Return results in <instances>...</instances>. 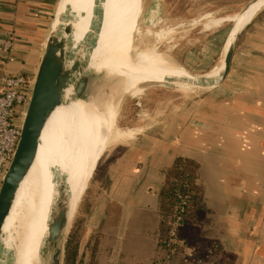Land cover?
Masks as SVG:
<instances>
[{
	"label": "crops",
	"instance_id": "0c3cea01",
	"mask_svg": "<svg viewBox=\"0 0 264 264\" xmlns=\"http://www.w3.org/2000/svg\"><path fill=\"white\" fill-rule=\"evenodd\" d=\"M58 3L0 0L2 30L15 36L14 61L0 57V77L25 74L35 81ZM254 18L240 33L222 84L140 133L129 131V143L97 164L93 174L102 197L87 196L91 210L76 222L84 229L77 262L89 257L103 233V264L150 263L166 172L183 158L198 164L204 189L206 213L196 236L223 248L213 264H264V10Z\"/></svg>",
	"mask_w": 264,
	"mask_h": 264
},
{
	"label": "bare ground",
	"instance_id": "6f19581e",
	"mask_svg": "<svg viewBox=\"0 0 264 264\" xmlns=\"http://www.w3.org/2000/svg\"><path fill=\"white\" fill-rule=\"evenodd\" d=\"M60 1V17H62V13L60 12H63L64 16H67L71 7L69 16L72 17L74 23V30L71 36L81 27L84 16L88 17L91 14L88 17L91 18L89 23L85 25V29L82 30L86 38L80 44H77L75 39L69 41V59L74 57L71 59L69 66V76L63 91V100L48 119L35 152L34 163L14 196L13 202L5 216V225L0 236V241L3 237V243L6 245L5 249H10H8L9 257L7 258L9 264H42V251L45 238L48 234V220L51 209L56 201L53 200V194L58 190V180H60L58 176H54L55 179L51 178L50 166V177L45 188L41 182V177L44 174L43 171L46 166L48 167L50 162L48 155L50 153L51 142L58 140L60 146L63 147L67 141L70 143L74 137L75 127L81 126L85 121L90 123L89 131L91 138L87 142L86 165L81 170L82 180L77 187L75 197L66 196V200L69 202V216L71 217L75 207L78 205L82 189L88 179L93 162L99 158L101 151H105L114 142L124 141L132 136V132H129L130 130L127 132L116 130L117 103L128 94L135 93L142 84L164 83L171 86L182 85L188 88L191 86L199 87V78L189 79L173 74L165 69H155L152 66L150 68H143L139 66L131 57V50L134 46L133 32H126L127 30L124 27H118L116 40L112 42L111 46L105 48V44H103L105 28L102 27L100 30L99 27L93 28L95 26L94 20L102 22L107 27L108 36L112 26L108 19L109 11L106 12V6L111 2H117L116 4L120 8L128 6L132 11L131 22L136 23L142 11V0ZM262 9H264V0H259L243 13L241 17H228V20L235 23L234 29L228 36L220 62L218 63L219 65L209 75L210 78H213L211 88L215 87L216 82L224 71V56L229 45L232 43L233 36L242 31ZM64 19L63 17L62 29L66 24ZM93 30H96V35L94 41L90 42ZM100 70L105 72V76L102 83L100 80L97 83L98 85L95 84L96 87L94 89L96 91L94 92L91 88L90 98L88 97L83 100L76 99L74 97L75 89H73V83L76 78L82 73H99ZM40 145L41 148L39 149ZM71 186H76V184ZM2 260H0V264H5V260Z\"/></svg>",
	"mask_w": 264,
	"mask_h": 264
},
{
	"label": "rangeland",
	"instance_id": "374dc122",
	"mask_svg": "<svg viewBox=\"0 0 264 264\" xmlns=\"http://www.w3.org/2000/svg\"><path fill=\"white\" fill-rule=\"evenodd\" d=\"M142 1V11L136 23L131 22L132 11L128 6L120 8L116 4L117 2H111L106 6V12L109 11L108 19L112 26L108 38L107 27L95 19L98 15L93 18L95 19V26L93 28L99 27V30L102 27L105 28V36L103 38L105 48L111 46L112 42L116 40L118 27H124L127 30L126 32H133L134 46L131 50V57L139 66L143 68H150L152 66L155 69H165L173 74L189 79L199 78V87L191 86L188 88L182 85L171 86L164 83H151L142 84L135 93L128 94L117 103L116 130L125 132L130 130L135 132V134L140 133L139 130L145 127L158 123L162 115L170 109L178 108L182 103L186 101L190 102V99H198L210 91L211 86L205 85L203 80L219 65L220 54L221 51L223 52L222 47L223 45L225 47L228 36L234 26V22L232 23L228 20V17H237L253 0H222L223 3L221 5L214 3V1L221 0ZM55 12H51V14L49 12L51 17L49 18L50 26L47 37L51 31L53 20L54 29L57 27L56 29L61 31L63 27V17L65 18L63 12H60L62 13V17L59 16V8L58 12H56L57 14ZM88 17H83L81 27L70 36V40L75 39L76 43L80 44L86 38L82 30L89 23L91 17ZM216 21L217 23H215ZM13 37L15 39V36ZM145 49L147 50L146 52ZM87 75H89L91 82L84 99L91 97V88L94 92L96 91L94 88L100 80L102 83L105 72L100 70L99 73ZM74 97L76 98L75 95ZM75 129L74 137L70 143L67 141L63 147L60 146L58 140L51 142L50 153L48 155L50 162L48 167H45L44 174L41 177V182L45 188L46 183L49 181V168L51 166V178L55 179L54 176L63 178L65 185L64 194L65 196L70 195V197H75L77 187L82 180L81 170L86 165V147L87 142L91 138L89 131L90 123L88 121L83 122L81 126H77ZM128 143L129 140L114 142L105 151H101L99 158L96 159L97 162H93L88 179L84 184L85 188L83 187L82 189L78 205L70 217L71 219L73 217L72 222H74V225L78 222L79 216L84 215L86 210L89 209L85 205L86 197L93 194H95V197L97 195V198L102 197V188H96L97 175L93 174L96 169L95 165H100L108 154L114 153V151H121ZM75 184L76 186H71ZM57 195L58 190L53 194V200H55ZM3 241L2 237L0 241V260L3 259L5 260V264H9V260H7L9 248L5 249L6 245H4ZM44 255H46V252Z\"/></svg>",
	"mask_w": 264,
	"mask_h": 264
},
{
	"label": "water",
	"instance_id": "95a60500",
	"mask_svg": "<svg viewBox=\"0 0 264 264\" xmlns=\"http://www.w3.org/2000/svg\"><path fill=\"white\" fill-rule=\"evenodd\" d=\"M56 8L60 5V0ZM259 0L251 1L238 15L242 16L253 4ZM71 8V7H70ZM69 13L65 16V26L60 31L52 28L46 39L45 50L39 64V70L34 81L33 93L27 108V114L21 131V139L15 151L13 161L6 171L0 186V236L4 228L5 216L12 204V200L25 180L35 160V152L40 143L42 132L53 111L63 100V91L68 81L69 66V40L74 30L73 19ZM72 11V10H71ZM55 12V14H57ZM237 16V17H238ZM55 19V15H54ZM235 24V23H234ZM234 29V26L232 30ZM231 30V31H232ZM240 32L233 36L225 56V68L216 85L222 84L232 70V60L239 43ZM210 75V74H209ZM206 76L205 85L211 86L213 78ZM91 79L82 73L73 83L76 99L83 100L89 90ZM64 179L58 180V195L55 198L50 216L48 234L44 241L42 256L43 264H66L67 254L74 229L73 217L69 216V202L64 194ZM46 252V255L44 253Z\"/></svg>",
	"mask_w": 264,
	"mask_h": 264
},
{
	"label": "trees",
	"instance_id": "16d2710c",
	"mask_svg": "<svg viewBox=\"0 0 264 264\" xmlns=\"http://www.w3.org/2000/svg\"><path fill=\"white\" fill-rule=\"evenodd\" d=\"M214 3L221 5L223 1ZM198 170L195 161L181 158L166 172L167 181L160 193L158 246L151 262L141 264H213L222 253L219 243L202 241L196 236L206 213L204 189L198 184ZM83 230L79 223L75 224L66 264H103V233L95 236L89 257L77 262V247ZM186 249L194 250L190 257L185 254Z\"/></svg>",
	"mask_w": 264,
	"mask_h": 264
},
{
	"label": "built area",
	"instance_id": "2783aa9c",
	"mask_svg": "<svg viewBox=\"0 0 264 264\" xmlns=\"http://www.w3.org/2000/svg\"><path fill=\"white\" fill-rule=\"evenodd\" d=\"M14 37L0 25V57L14 61ZM34 80L26 75L5 74L0 77V180L13 161L21 139L27 108L33 93ZM188 254L190 257L193 249Z\"/></svg>",
	"mask_w": 264,
	"mask_h": 264
},
{
	"label": "flooded vegetation",
	"instance_id": "af4514ba",
	"mask_svg": "<svg viewBox=\"0 0 264 264\" xmlns=\"http://www.w3.org/2000/svg\"><path fill=\"white\" fill-rule=\"evenodd\" d=\"M95 35H96V30H93V34H92V36H91V40H90V42H93V41H94V39H95ZM107 38H108V36H107Z\"/></svg>",
	"mask_w": 264,
	"mask_h": 264
}]
</instances>
